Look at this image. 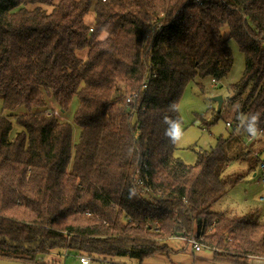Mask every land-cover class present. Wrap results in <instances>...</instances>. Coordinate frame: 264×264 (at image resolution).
Returning a JSON list of instances; mask_svg holds the SVG:
<instances>
[{
  "label": "trees",
  "instance_id": "obj_1",
  "mask_svg": "<svg viewBox=\"0 0 264 264\" xmlns=\"http://www.w3.org/2000/svg\"><path fill=\"white\" fill-rule=\"evenodd\" d=\"M231 39L245 60L229 88L242 129L188 165L175 157L179 102L196 79L227 77ZM74 98L76 144L47 108ZM0 99L1 260L52 264L67 249L142 264L202 224L216 262L264 259V218L215 208L225 169L260 160L249 146L264 142V0H0Z\"/></svg>",
  "mask_w": 264,
  "mask_h": 264
},
{
  "label": "rangeland",
  "instance_id": "obj_2",
  "mask_svg": "<svg viewBox=\"0 0 264 264\" xmlns=\"http://www.w3.org/2000/svg\"><path fill=\"white\" fill-rule=\"evenodd\" d=\"M95 13L92 11L86 17V23L89 26L94 24ZM223 34L227 35L228 30L224 29ZM229 47L233 52L234 63L233 68L229 72L226 78L220 82H214L212 79L207 78L204 80L196 79L186 88L183 93L181 100L178 105L179 115H181L182 124L181 130L183 132L179 136L176 145L177 149L175 157L180 158L188 165H193L197 161V154L201 150H210L212 146H215L218 138H227L233 133H240L242 129V123L236 124L235 127H231L235 123V107L229 103V88L238 83V80L242 77L244 67V54L240 51L238 44L231 39L229 41ZM87 55V48L78 52V57L85 60ZM200 85L203 86V90ZM222 97L223 105L221 110L218 111V104L213 100L214 97ZM48 110L58 111L59 115L56 117L61 122H66L73 127V143L76 144L79 139L80 129L74 123V113L79 106L78 100L73 99L71 108L68 112L62 113L61 110L51 103V99H47ZM2 108L0 99V110ZM213 109L215 115H211L208 112V116L205 118V123L209 122L212 117H218L217 122L207 126L205 123L197 119L198 115L207 113L208 110ZM47 113H49L47 111ZM49 115V114H48ZM207 119V122H206ZM230 124V127L227 126ZM15 126V130H17ZM244 139L246 146L251 145V140ZM255 139V136L252 137ZM242 144L240 145V147ZM238 147L237 150L240 148ZM253 150V158L256 156L260 158L257 164L253 163L255 167L254 172L248 171V162L240 161L229 165L223 173L224 185H225V196L217 204L216 209L218 210H234L238 215H247L249 219L257 220V218H264V169H261V164L264 163V142L256 143L255 147L249 146ZM236 183L235 181L238 180ZM196 227V226H195ZM194 227V228H195ZM173 249H186L189 250L187 245L181 244L179 241H169L168 243ZM180 251V250H179ZM65 251L60 254L52 253L51 257H45L48 262L52 264H80L74 257L66 259L64 257ZM69 254V253H68ZM212 253L207 250H202L196 254H191L190 258H179L177 254H169L164 256V259L168 264H197L198 261L205 262L208 255ZM154 259V258H153ZM152 259V260H153ZM110 263L106 264H139L137 260H131L129 258H113L107 259ZM147 259L146 261H148ZM263 259L257 260V264H261ZM106 261V260H105ZM264 261V260H263ZM155 261L149 262V264L155 263ZM101 261H97L92 264H101ZM145 264H147L144 261Z\"/></svg>",
  "mask_w": 264,
  "mask_h": 264
},
{
  "label": "built area",
  "instance_id": "obj_3",
  "mask_svg": "<svg viewBox=\"0 0 264 264\" xmlns=\"http://www.w3.org/2000/svg\"><path fill=\"white\" fill-rule=\"evenodd\" d=\"M102 3H105L107 0H100ZM136 97V95H133L132 97H128L126 99L127 104H132L134 101V98ZM227 126L230 127V124L227 123ZM261 169H264V163H261ZM214 226V224L210 227L205 228L204 224H202L199 228L198 226L195 227L192 231V234L188 237L186 236H182V237H171L169 238V241L175 240V241H179L181 244H185L187 245V247L189 248V251H191L192 253L196 254L197 252H201L202 250H207L212 252L213 248L211 249L210 247L206 246L205 244H203L201 242V236L200 234L203 233L204 230H206V232H209L212 227ZM159 229H155V232H158ZM66 257H68L69 255L67 254V249L65 250V254ZM76 259L78 260V262L80 264H92L95 263L97 261H101V264H106V263H110V260L107 259H103V258H95L93 256H86V255H78L76 257ZM106 260V261H105Z\"/></svg>",
  "mask_w": 264,
  "mask_h": 264
},
{
  "label": "crops",
  "instance_id": "obj_4",
  "mask_svg": "<svg viewBox=\"0 0 264 264\" xmlns=\"http://www.w3.org/2000/svg\"><path fill=\"white\" fill-rule=\"evenodd\" d=\"M174 251L176 252L174 254H177L179 258H182L183 257V258H186V259L188 258L189 259L191 257L190 255L191 254H194L191 251L187 250V248L184 249V250L177 249V251L176 250H174ZM163 255L164 256H168L167 258H169V255L168 254H159V255H156V256L152 257L148 261L145 260V262L146 263L148 262L147 264H149V262H151V261L153 262V261L156 260V262L155 263H152V264H168V262H166V260L164 259ZM263 260H262L263 263H261V264H264V261ZM257 262H258L257 259H252V260H250L249 264H257ZM142 264H145V263L143 262ZM197 264H226V263L216 262L213 259V255L211 254V255H208V257L206 258V261L205 262L198 261Z\"/></svg>",
  "mask_w": 264,
  "mask_h": 264
},
{
  "label": "water",
  "instance_id": "obj_5",
  "mask_svg": "<svg viewBox=\"0 0 264 264\" xmlns=\"http://www.w3.org/2000/svg\"><path fill=\"white\" fill-rule=\"evenodd\" d=\"M213 100L215 102H217V104H218V111H220L221 110V107L223 105V98L220 97V96H218V97H214ZM0 264H22V263H18V262H15L14 263V262H9V261H5V260H1L0 259Z\"/></svg>",
  "mask_w": 264,
  "mask_h": 264
}]
</instances>
